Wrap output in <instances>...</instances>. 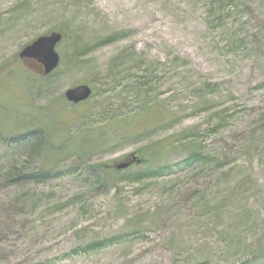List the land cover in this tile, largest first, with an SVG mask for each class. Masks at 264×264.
<instances>
[{
	"label": "rangeland",
	"instance_id": "1",
	"mask_svg": "<svg viewBox=\"0 0 264 264\" xmlns=\"http://www.w3.org/2000/svg\"><path fill=\"white\" fill-rule=\"evenodd\" d=\"M54 32L61 62L46 80L19 54ZM82 85L88 101L63 99ZM30 100L73 142L63 175L0 187V264H264V0H0V122ZM110 118L82 163V136ZM85 119L95 128L70 129ZM159 149L166 175L123 181ZM194 152L218 163L184 164Z\"/></svg>",
	"mask_w": 264,
	"mask_h": 264
},
{
	"label": "trees",
	"instance_id": "2",
	"mask_svg": "<svg viewBox=\"0 0 264 264\" xmlns=\"http://www.w3.org/2000/svg\"><path fill=\"white\" fill-rule=\"evenodd\" d=\"M64 37L65 36L63 35V39ZM120 39L121 36H113L102 40L93 47L85 48L82 52L77 49L75 55L72 57L73 61L79 63L82 57L95 51V49L111 45ZM52 76L53 74L44 79L47 80ZM34 105L35 104H33L31 100L30 102H26V105L23 107L26 109V114L18 109H16L18 112L15 113L16 111L12 108L5 109L4 114L7 113L8 115L4 116L2 113L4 119L0 122V150L4 149L9 157L7 158V163L5 165L0 161V187H21L32 183H45L63 175V173H60L57 168L69 158V144L73 142V138L70 136L71 133L64 136V140L61 143H58L56 141V136L59 134L58 123H62V121L59 120L58 113L52 116V114L48 112V115L44 117L42 113L46 109H41L39 107V109L36 110ZM107 115L108 112L103 114V117H106ZM25 117H28V120L31 118L33 122L25 121L23 119ZM103 117L99 118L98 121H105L107 119ZM86 120L87 119L73 123L70 126V129L77 125L78 131L83 129L84 126H89V129L92 130L94 126L87 124ZM116 122L115 118H110L106 123V126L99 127L97 134L94 130L93 132L82 136L81 143L75 148L79 155L78 158L82 163H86L95 151H98L97 153L102 151V144H104L102 136L105 134L101 133V130H104V128L108 126H112ZM189 139L190 137L186 133L179 138V140L183 141H188ZM156 148L157 147L154 149ZM159 152L160 149L158 151L146 153L150 158L143 155L137 156L136 158L134 157L131 160V162H134L133 165L146 169L122 175L123 181L130 180L141 182L144 180L157 179L166 175L164 173L169 168L163 165V163H158L156 160V155ZM187 163L216 164L218 162L215 157L209 155L202 156L194 152L184 161V164ZM89 169L92 174L94 173L97 182L99 179V183L109 184L107 182L109 181V176L105 171L108 169L106 165H93L92 167H89ZM114 170L115 174L113 177L116 179L118 175H121V170H118L117 168ZM108 243L110 242H99L86 249L90 250L92 248L106 247Z\"/></svg>",
	"mask_w": 264,
	"mask_h": 264
},
{
	"label": "water",
	"instance_id": "3",
	"mask_svg": "<svg viewBox=\"0 0 264 264\" xmlns=\"http://www.w3.org/2000/svg\"><path fill=\"white\" fill-rule=\"evenodd\" d=\"M63 35L61 33H51L35 40L32 44L25 47L19 54L22 60L35 61L42 67L43 75L50 76L57 70L60 65V55L56 51L57 46L61 43ZM93 94L89 86L82 85L65 92L67 101L74 105H79L88 101ZM129 164H121L117 166L118 170L127 169Z\"/></svg>",
	"mask_w": 264,
	"mask_h": 264
}]
</instances>
